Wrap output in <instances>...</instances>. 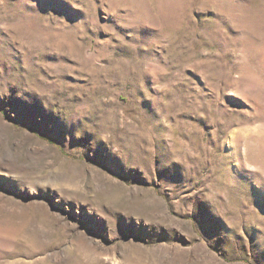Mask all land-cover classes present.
Masks as SVG:
<instances>
[{"label":"rangeland","instance_id":"1","mask_svg":"<svg viewBox=\"0 0 264 264\" xmlns=\"http://www.w3.org/2000/svg\"><path fill=\"white\" fill-rule=\"evenodd\" d=\"M0 264H264V0H0Z\"/></svg>","mask_w":264,"mask_h":264}]
</instances>
